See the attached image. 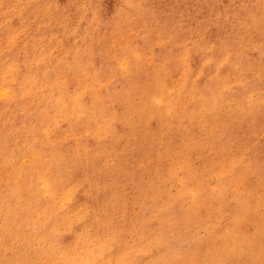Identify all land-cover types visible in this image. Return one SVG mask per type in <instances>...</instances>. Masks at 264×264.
I'll return each instance as SVG.
<instances>
[{"label": "rangeland", "instance_id": "374dc122", "mask_svg": "<svg viewBox=\"0 0 264 264\" xmlns=\"http://www.w3.org/2000/svg\"><path fill=\"white\" fill-rule=\"evenodd\" d=\"M0 264H264V0H0Z\"/></svg>", "mask_w": 264, "mask_h": 264}]
</instances>
